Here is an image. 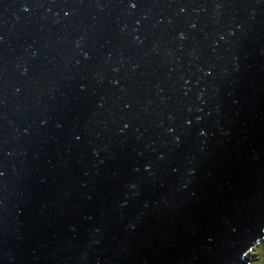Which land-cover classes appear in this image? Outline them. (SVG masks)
Returning a JSON list of instances; mask_svg holds the SVG:
<instances>
[{
	"label": "water",
	"instance_id": "1",
	"mask_svg": "<svg viewBox=\"0 0 264 264\" xmlns=\"http://www.w3.org/2000/svg\"><path fill=\"white\" fill-rule=\"evenodd\" d=\"M264 235V0H0V264H249Z\"/></svg>",
	"mask_w": 264,
	"mask_h": 264
},
{
	"label": "rangeland",
	"instance_id": "2",
	"mask_svg": "<svg viewBox=\"0 0 264 264\" xmlns=\"http://www.w3.org/2000/svg\"><path fill=\"white\" fill-rule=\"evenodd\" d=\"M247 257H252L249 264H264V235L250 250Z\"/></svg>",
	"mask_w": 264,
	"mask_h": 264
},
{
	"label": "flooded vegetation",
	"instance_id": "3",
	"mask_svg": "<svg viewBox=\"0 0 264 264\" xmlns=\"http://www.w3.org/2000/svg\"><path fill=\"white\" fill-rule=\"evenodd\" d=\"M250 263V262H249Z\"/></svg>",
	"mask_w": 264,
	"mask_h": 264
}]
</instances>
